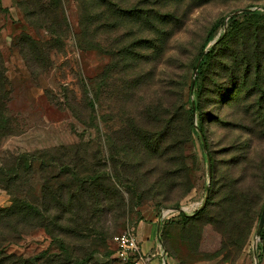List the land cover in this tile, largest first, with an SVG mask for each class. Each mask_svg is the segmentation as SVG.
Instances as JSON below:
<instances>
[{
    "label": "rangeland",
    "instance_id": "obj_1",
    "mask_svg": "<svg viewBox=\"0 0 264 264\" xmlns=\"http://www.w3.org/2000/svg\"><path fill=\"white\" fill-rule=\"evenodd\" d=\"M233 15L240 32L219 44L194 91L206 39ZM0 53L8 93L0 103V213L15 196L43 199L45 183L59 187L71 175L63 166L77 163L81 174L104 181L89 227L103 251H115L113 236L135 227L147 245L156 239L167 264H264L256 236L264 205V0H0ZM193 98L208 149L194 132L181 143L176 127L179 105L189 108ZM122 156L129 165L115 166ZM11 177L21 187H9ZM208 185L212 197L200 212ZM2 216L7 254L58 264L52 254L60 245L42 223ZM143 222L155 235L138 232ZM115 257L108 260L122 264Z\"/></svg>",
    "mask_w": 264,
    "mask_h": 264
},
{
    "label": "trees",
    "instance_id": "obj_2",
    "mask_svg": "<svg viewBox=\"0 0 264 264\" xmlns=\"http://www.w3.org/2000/svg\"><path fill=\"white\" fill-rule=\"evenodd\" d=\"M60 1V0H59ZM53 2H57V0H53ZM43 10H46L44 7L38 10H34L35 14L40 17ZM33 14V15H35ZM244 14H249L251 16H257V11H251L250 9H246ZM38 17V18H39ZM238 15H233L230 17L231 23L227 25L226 28L222 30V32L217 35V30L219 26L223 23L225 25V19L222 23H216L215 27L212 29L208 39H206V43L203 46L201 53L199 54L196 62L198 61L199 57L202 53L207 50V53L203 56L202 64L197 72L195 78V89L198 86V83L205 72V66L207 64V60L212 58L213 55L217 52L219 44L222 42L228 41L229 38L236 37V33L240 32V27L242 22L240 21ZM44 20L45 19H41ZM79 20L80 22V33L79 39L82 43L86 40V35L89 33L88 25L86 24L84 16L80 15ZM47 25L50 22H46ZM43 25V24H42ZM51 28L52 26H48ZM216 41L215 44H213ZM210 45V46H209ZM198 63V62H197ZM196 63V65H197ZM195 65V68H196ZM5 70L2 63L1 53H0V103L1 105H5L4 101L2 100L7 96V92H5V84L4 82V75L3 71ZM195 72V71H194ZM235 74V72L233 73ZM245 79V78H244ZM192 84V81H191ZM257 86V84H256ZM193 87V84H192ZM254 87L249 88V91H252ZM5 100V99H4ZM192 100L195 101L197 105V101L193 98L190 100L189 108H186L182 103L180 106V116L182 117L183 123L179 126H176L184 136V139L181 140V143L184 141H188V136H190V132H194L195 134L200 135L201 140V132L202 131L205 139H206V149H208L207 145V138L205 135V128L201 123L194 124V116L196 115L194 112V108L192 106ZM199 107L196 109V113ZM3 111L0 109V117L2 116ZM203 142V141H202ZM204 145V144H203ZM123 147V146H122ZM120 148V147H119ZM205 148V147H204ZM126 147H124V152ZM207 152V156H208ZM118 156V155H117ZM210 156V155H209ZM76 159H72L74 161ZM113 164L115 166L123 164L124 166L129 165V161L127 158L122 156L121 162L118 161L117 158L114 159L113 157ZM68 166H63L64 168L71 169V175L67 174V178L65 182L57 188H52L51 184L48 182L45 183L43 187L44 197L43 199L38 198L37 200H28L26 198H18L15 196L14 192V204L11 207L5 208L0 213V216L7 217V218H14L17 216H24L28 215L30 218L36 220L38 224L42 223L43 226L50 236L52 237V241L58 243L59 253L52 254L53 262L58 264H112L109 257L112 256L116 252L109 251V250H102L104 248L107 249L98 239H94L95 241L91 240V236L93 230L89 227L92 224L93 217L97 214L98 207L102 204V197L97 192L102 191L104 181L102 178L95 173H88V175H83L80 173V169L78 164L75 163L74 165L71 163L67 164ZM209 166V162H208ZM211 167V163H210ZM209 171V167H208ZM211 171V168H210ZM15 173V171L10 172L8 175ZM66 173V172H65ZM212 174V171H211ZM7 177V176H6ZM12 178V179H11ZM11 185L9 187L15 190V187L18 185L21 187L20 181L11 177ZM103 182V183H102ZM10 188V189H11ZM13 191V190H12ZM236 195V192H235ZM212 197L211 189H210V196L207 201V204L200 209L204 211ZM264 206V205H263ZM59 208L60 212L56 214L49 213L50 209ZM112 208V206H111ZM45 209V211H44ZM263 209V208H262ZM17 215V216H16ZM262 215L260 216L261 220ZM37 224V225H38ZM114 237V236H113ZM261 237L264 239V232L262 231ZM83 239L85 240L82 243L75 242L73 239ZM103 247V248H101ZM99 254L100 256H98ZM259 258L262 259V255H259ZM39 257L30 258L28 263L30 264H38ZM117 259V257H115ZM119 261V260H118ZM121 262V261H120ZM0 264H26L21 258L13 255L7 254L5 248L0 246Z\"/></svg>",
    "mask_w": 264,
    "mask_h": 264
},
{
    "label": "built area",
    "instance_id": "obj_3",
    "mask_svg": "<svg viewBox=\"0 0 264 264\" xmlns=\"http://www.w3.org/2000/svg\"><path fill=\"white\" fill-rule=\"evenodd\" d=\"M113 239L116 245L115 256L122 264L154 263L153 258L155 255L144 252L135 227L128 228L125 231L114 235ZM164 264H167L166 260H164Z\"/></svg>",
    "mask_w": 264,
    "mask_h": 264
},
{
    "label": "water",
    "instance_id": "obj_4",
    "mask_svg": "<svg viewBox=\"0 0 264 264\" xmlns=\"http://www.w3.org/2000/svg\"><path fill=\"white\" fill-rule=\"evenodd\" d=\"M216 43V41L213 43V44H215ZM207 53V50H205L203 53H202V55L199 57V59H198V63H197V65H196V68H195V72H194V76H193V80H192V84H193V90L195 89V86H196V84H195V78H196V75H197V72H198V70H199V68H200V66H201V64H202V59H203V56L205 55ZM192 106H193V108H194V112H195V114H196V109H197V106H196V103H195V101L194 100H192ZM200 132H201V136H202V141H203V144H204V147H205V149H206V139H205V137H204V135H203V133H202V131L200 130ZM208 162H209V171H210V156H209V154H208ZM210 175H211V171H210ZM206 197H205V201H204V203H203V205H202V207H204L206 204H207V201H208V199H209V196H210V185H208L207 186V188H206ZM262 217H261V220H260V223H259V226H258V228H257V232H256V236H258V237H261V234H262V231H263V229H264V206H263V209H262ZM162 224H163V217L159 220V222H158V238L159 239H162L161 238V228H162ZM161 258L163 259V260H165V254L163 253L162 255H161ZM257 264H259V263H257Z\"/></svg>",
    "mask_w": 264,
    "mask_h": 264
},
{
    "label": "crops",
    "instance_id": "obj_5",
    "mask_svg": "<svg viewBox=\"0 0 264 264\" xmlns=\"http://www.w3.org/2000/svg\"><path fill=\"white\" fill-rule=\"evenodd\" d=\"M144 231V232H147V233H149V235L148 236H153V235H155V229H154V225L152 224V223H148V222H143L142 224H140V226H139V229H138V232L139 231ZM156 231H157V229H156ZM138 236V235H137ZM138 239L140 240V242H141V246H142V249L144 250V252H146V253H152V254H154L155 255V257L153 258V260H154V263L153 264H162V258H161V254H158V251H157V249H156V239L153 241V243L152 244H150V245H147V243H145L146 242V239L145 238H140V237H138ZM147 241H148V243L151 241V239L148 237V239H147ZM153 249H154V251H153ZM156 249V250H155ZM158 256H160V259H159V257ZM156 258H158V259H156Z\"/></svg>",
    "mask_w": 264,
    "mask_h": 264
}]
</instances>
